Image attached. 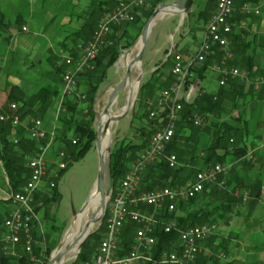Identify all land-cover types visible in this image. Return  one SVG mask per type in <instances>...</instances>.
Instances as JSON below:
<instances>
[{"label":"crops","instance_id":"1","mask_svg":"<svg viewBox=\"0 0 264 264\" xmlns=\"http://www.w3.org/2000/svg\"><path fill=\"white\" fill-rule=\"evenodd\" d=\"M126 1L132 3L135 0ZM235 1V21L239 23L246 19L247 24L245 28L236 30L235 34L239 38L233 39L232 50L235 51L234 60H237L238 67L240 66L239 68L245 71L247 76L231 79L224 91L228 92V95L223 99L224 113L219 120L229 122L238 129L236 137L233 138L235 141H231L230 154L226 163L223 164L227 168L226 187L208 188L188 208V212L204 209L212 213L211 217L217 223V232L211 240L203 243L199 253L204 257L216 256L215 261L210 264H264V0L258 2V6L253 5L258 10L260 9L259 14L253 13L249 19L248 15L239 8L240 0ZM251 1L257 2V0ZM155 2L156 0H146L144 7L135 8L134 11L138 18L136 23L114 25L110 40L104 49L116 46L118 50H121L128 43L131 44V48L134 44L132 43L133 36H139V32L143 31V25L148 19L147 14ZM116 6L117 0H0V116L10 114L12 104L20 107L24 103L26 107L22 113H18L21 117V124L13 130V140L18 139V129L24 130L26 132L24 134L29 138L27 133L31 123L35 120H41L49 133L56 134V139L49 144L47 152L51 174L36 193L34 202L38 212V221L33 227L34 240L36 239L34 245L37 249L41 247L37 240L44 238L46 225L55 222L58 213L56 203L54 201L46 203L45 197H50L53 193L50 189V184L53 182H56L55 189L59 193V180L63 177L60 178V174L63 172L57 178L53 177V172L58 170L56 168L59 160L58 154L65 152L68 155L66 144L69 138L67 140L62 138L63 129L60 118L68 114L69 101L74 104L79 103L80 110L92 104L97 118L98 108L103 98L102 92L107 87L105 86L107 76L115 67L119 69L122 66V62L119 63L122 56L120 55L118 61L109 69L106 68L110 56H106L97 69L80 75L77 90L73 96L65 98L61 114L59 110L64 73L58 74L57 69L64 71L66 58L80 55V46L92 39L101 20L107 13L113 12ZM202 12L198 7L197 22L201 26L204 25V32L197 38L191 35L190 27L181 38L183 17L173 16L178 17L181 27H177L176 33H169L170 43L161 51H156L154 48L150 56L143 59L151 73L150 79L156 82L158 88L161 86L167 88L170 82L172 83L169 68L172 62L169 58L171 53L179 52L185 57H193L199 52L206 25L216 13V8L213 9L212 16L207 23H204L205 19L200 17ZM24 28L27 30L24 31ZM176 34H178V42ZM220 55L221 53L216 50L214 55L208 59L205 68L200 71L203 87L213 95L219 94L223 89L219 85L220 79L209 73L208 68L213 63L220 62ZM233 61H230L229 65ZM48 86L60 87V93L51 101L42 102L38 99V94ZM159 94L152 100L153 103L158 99ZM9 98L15 99L13 103ZM88 98H92L93 103L87 102ZM178 128L181 132L187 131L188 136L186 137L189 138L187 139L189 144L195 145L189 137L187 124L179 123ZM186 137H181V142L185 143ZM200 137L201 143L196 149L198 151L190 147L180 161L181 186L207 167L205 163L207 148L212 138L210 134L204 133ZM47 144L48 140L43 142L44 146ZM36 146L38 151L39 144L36 143ZM193 152H198L197 156L194 157ZM29 156H25L27 163ZM142 185H144L143 182ZM145 189L142 186L143 192ZM12 193L9 179L1 163L0 242L4 255L14 259L26 253L20 245H12L4 239L9 232L4 222L16 208V205L11 202ZM178 213L181 216L186 214L180 209ZM55 237H57L56 234L53 235L54 240ZM240 247L246 251L253 249L254 254L249 256L246 254L243 260L240 258ZM222 255L224 258L221 257ZM36 259L37 257L32 258L34 264H36ZM14 264H18V261L14 260Z\"/></svg>","mask_w":264,"mask_h":264},{"label":"built area","instance_id":"2","mask_svg":"<svg viewBox=\"0 0 264 264\" xmlns=\"http://www.w3.org/2000/svg\"><path fill=\"white\" fill-rule=\"evenodd\" d=\"M144 5L145 0H135L132 3L117 0L115 10L104 16L92 39L80 46V55L66 58L59 113L63 111L65 98L75 94L79 76L96 69V61L108 44L112 27L134 23L135 8ZM242 12L251 15L252 7L245 4ZM254 12L259 14L258 10ZM235 13V0H218L216 13L207 25L203 43L197 55L193 57H185L178 53L174 55L173 81L170 87L162 91L155 100L154 111L150 114L151 120L156 121L159 126L153 133L149 146L140 153L138 160L130 167L128 176L121 183L120 189L114 192L105 222V232L97 253L91 260L84 261L82 264H198L201 247L205 241L215 235L217 225L215 223L204 224L179 230V223L173 215L180 203H186L202 196L208 188H225L226 166L221 164L210 166L198 172L183 186L152 188V190L140 193L141 176L148 172V167L164 157L168 147L173 144L177 136L178 124L183 121L184 109L208 93L202 85L199 74L216 50L221 53V60L213 63L208 68V72L220 79V87H226L229 79L247 76V74H241L238 68H232L229 65V62L234 60L232 50L234 34L236 30L246 26L243 22L235 21ZM18 110L19 106L12 104L11 113L1 115L0 121H9L14 128H17L21 124ZM214 120H216L214 114L198 112H193L189 117V122L197 128L210 125ZM27 134L30 140L39 144V148L27 159V166L30 170L28 182L19 192L11 194V202L16 205V208L5 221L4 226L9 231L5 237L6 241L12 245H18L24 238L25 251L32 254L35 241L33 227L38 221V212L34 206L35 196L44 180L51 174L47 152L49 144L55 141L56 134L49 133L41 120L33 121ZM46 140L48 144L44 146L43 142ZM77 141L74 140L73 144L76 145ZM14 143L18 145L19 140L15 139ZM58 159V170L53 172L55 178L58 177L59 172L67 170L70 158L65 152H60ZM166 160L170 168L180 167V160L176 154L166 156ZM55 188L56 184L51 183L50 189ZM164 218H167L166 222H161ZM128 223L135 226V244L129 255L121 256L120 239ZM161 224L166 234L173 231L179 232V239L171 252H165L160 255L159 259H155L154 251L158 245L156 232ZM221 257L224 258L223 255Z\"/></svg>","mask_w":264,"mask_h":264},{"label":"trees","instance_id":"3","mask_svg":"<svg viewBox=\"0 0 264 264\" xmlns=\"http://www.w3.org/2000/svg\"><path fill=\"white\" fill-rule=\"evenodd\" d=\"M161 0H156V2L153 5V8L148 12L147 17L150 18V16L153 14L154 10L158 5L161 4ZM243 1V0H242ZM240 2L241 5L243 2ZM240 8V7H239ZM209 14L208 12L203 11L201 13L200 17H203L205 20L208 18ZM138 21V18L136 17V20L134 23ZM133 23V24H134ZM238 35H234V40L238 39ZM131 44L128 43L125 48H130ZM235 52V51H234ZM106 56H110V61L107 64V68L109 69L114 66V64L118 61L120 57L119 50L116 48V46L108 47L106 49H103L100 56L98 57L96 61V69L99 65H101V61L103 62V58ZM237 60L233 61V65H238ZM105 69V71H106ZM62 71V69H61ZM59 69H57V73H64V71L61 72ZM105 72L103 73V76L105 77ZM201 77V72H200ZM145 87V86H144ZM169 87V86H167ZM227 87V86H226ZM222 91L219 94H209L207 93L203 97L199 98L193 105L187 106L183 111V121L180 122V124L186 123L187 128L189 129V137H191L192 141L195 142V145L189 144L188 140V133L187 131L181 132V129L177 128V136L173 142L172 145H170L165 153V156L160 158L156 164L153 166L148 167V172L145 174L144 180H143V188H146L148 190H152V188H156L157 186L160 188L163 187H179L182 185L180 173L182 171L181 168L172 169L169 167V164L166 160V156H170L171 154H176L181 161L183 157H185L187 153V149L192 147L195 151H198V146L201 143V137L202 133L204 134H210L211 135V143L208 145L207 148V158L205 160V163L207 167L218 165V164H225L227 161V157L230 154V145L231 141L234 137H236L238 129H236L231 123L229 122H221L219 119L222 118V115L224 113L223 108V99L227 97L228 92L225 91V87H222ZM60 93V87L55 86H48L43 88L39 94L38 99H40L42 102L45 101H51L54 97H56ZM10 102L13 103L15 99L9 98ZM145 100L144 93H141L140 96V104L142 101ZM87 102L93 103L92 98H88L86 100ZM144 105H140L137 111L134 112L133 120L131 122V128L134 130L139 131L141 134L140 136L145 137L144 143L140 146L137 144H126L123 146L119 145L112 151L111 158H110V173L112 175V178L114 182H118L119 185L121 184L122 180L126 177L129 168L131 164L138 159L140 156V153L149 145V141L151 136L149 132V128L147 127L146 122V116L142 112V108ZM26 107L24 103L20 105L19 113L23 112V109ZM87 111V113H84ZM193 112H198L200 114H214L216 116V120L210 125L207 126L204 129H199L197 127H194L192 123L189 122V117L192 115ZM96 121V114L91 106L80 110L79 103L74 104L71 101H69L68 104V114L64 117L62 116L60 118V123L62 125V138L64 140H67L69 138V141L66 144V149L68 150V155L70 157V160L77 162L81 159H83L93 148L96 139H97V132L94 129V124ZM155 122V121H154ZM157 123V122H155ZM13 126L11 123L8 122H1L0 121V164H3V169L9 179V184L11 187V191L13 192H19L21 188L28 182L29 176H30V170L27 166V161L25 159L26 155H34L35 152H37L36 143L32 140H30L24 133H26L24 130L18 129L17 131V137L19 139V144L15 145L14 140L12 139L13 135ZM72 135L70 136V134ZM183 133V134H181ZM187 133V134H186ZM186 137V142H181V137ZM78 140L77 144L74 145L73 141ZM139 152V154H138ZM23 153V154H22ZM194 157L197 156L198 152H193ZM22 154V156H20ZM136 158V159H135ZM135 159V160H133ZM71 165V164H70ZM130 165V166H129ZM67 171V170H66ZM64 171L60 174V178L64 176L66 173ZM122 178V180H121ZM192 179V178H191ZM116 184V183H115ZM207 191V190H206ZM205 191V192H206ZM204 192V193H205ZM60 195L57 191V189H53V193L49 197H45L46 203H52L53 201H59ZM198 198L192 199L186 203H180L178 205V209L183 210L186 212L184 216H180L178 218L179 228L180 230H185L187 228L193 227V226H200L204 224H212L216 223L214 219H212V213L206 212L204 209H201L196 212H188V208L191 207V205L197 201ZM178 209L176 213L173 215L175 216L178 212ZM168 216V215H167ZM171 217V216H168ZM167 218H164L161 220V222H166ZM134 224L128 223L122 232V236L120 239V245H121V256H127L132 252L133 246L135 244V228ZM158 230L156 232V237L158 239V245L155 247L154 251V258L159 259L160 255H162L165 252H171L174 249V245L177 243L179 239V233L177 231H173L170 234H166L164 232L163 225H159L157 227ZM105 227L103 226V229L100 230V232H105ZM7 236V235H6ZM5 236V237H6ZM4 237V239H5ZM21 247L24 248L25 255H22L20 258H12L7 257L2 252V244L0 242V264H14V260L18 261V264H34L32 261V256L38 257L37 254H39L38 250L35 248V245H33V252L32 254H29L25 251V241L24 238L22 239L21 243L18 244ZM208 247H210L208 245ZM212 249V247H211ZM51 250L49 249L48 253ZM92 255H88L87 253V245L85 249L82 251L79 260L82 262H87L92 259ZM216 256L211 255L210 257H204L203 254L198 255V264H210V262L215 261Z\"/></svg>","mask_w":264,"mask_h":264},{"label":"rangeland","instance_id":"4","mask_svg":"<svg viewBox=\"0 0 264 264\" xmlns=\"http://www.w3.org/2000/svg\"><path fill=\"white\" fill-rule=\"evenodd\" d=\"M175 1H177V0H161L160 1L161 5L156 7V9L159 8L160 6L164 5V4H170V3H173ZM241 1L242 0H240V2ZM260 1L261 0H257V2L254 3L251 0H243L242 5L239 2H238V4L240 6V10L244 7L245 4H249L252 7L251 15H253V13L255 14L254 11L258 10L253 5L258 6L259 4H257V3ZM145 2H146V0H145ZM217 4H218V0H195L189 14L186 16L173 15V14L160 15L157 18V21H156L155 25L153 26L152 31L150 33L148 50L146 52V56L144 57V59L148 58L150 56L151 51L154 48L156 51L157 50H160V51L163 50L165 48V46H167L170 43L169 33L175 32L177 30V27H179V28L181 27L180 21L178 20V17H173V16L183 17L182 28H181L182 29L181 30V32H182L181 38H183L184 34L186 33V31H188L189 27L191 29V35L194 38H197L200 34H202V32H204V27H203L204 25L201 26V24L199 22H197V8L199 7V8H201L202 11L206 10V12H208L209 17L206 18V20L204 22V23H207V21L212 16L213 9L214 8L217 9ZM204 5H205V8H204ZM144 6H142V7H144ZM235 6H236V3H235ZM202 8H204V10ZM259 10H258V12H259ZM261 11H262V9H261ZM136 16H137V13H136ZM251 17L252 16L248 15V19ZM148 19L146 20L145 24L143 25V28L145 27ZM211 19L209 20V22L211 21ZM245 20H242L241 22L247 24V22ZM208 23H207V25H208ZM125 24H127V23H125ZM143 28H142V30H143ZM143 31L139 32V36L138 35L133 36V39H132L133 41L132 40L131 41L134 44L132 45V47L130 49L125 50V48L124 49L121 48V50H119V53L122 57L124 55H126L128 52L132 51L133 48L137 46L136 44L142 42V32ZM112 32H113V30H112ZM112 32H111V34H112ZM111 34L108 37V42L110 40ZM177 35L178 34H176V41L178 42L179 39H178ZM135 39H136V41L134 42ZM165 51H167V50H165ZM176 53L177 52H173L169 55V58L172 60V62H170V65L168 63L169 68H170V78L172 81H173L172 70L174 67V62H173L174 58L173 57H174V55H176ZM165 54H166V52H165ZM178 54H181V53L178 52ZM181 55H183V54H181ZM233 55L235 58L234 51H233ZM230 65H232V63ZM231 67L232 68H238L240 70L241 74H245V75L247 74L245 71H242L239 68L240 66L238 67V65L234 66V67L231 66ZM126 72H127V68L124 66H120L119 69H117L115 67L107 76V81L105 84V86H107V87H106V90H104V92H102L103 94L101 93L103 95L102 96L103 98L101 101V105L98 108L97 118H96V122L94 124V129L96 130V132L98 130V119H99L98 117L101 116V114H103V112L107 108L109 98H110L111 93H112V89L116 88L123 81V79L126 76ZM132 74H133V83L138 80V78L141 76V74H144V75L142 77V80L140 82V85L138 86L137 92H136L135 97H134L135 102H134L133 109L127 114V116H125L123 118L121 117V119L117 123H115L113 125V128H112L111 144H110V148L108 149V152H107V174H106L105 194L101 200L100 212L96 217H94V219H92L90 222H87L85 224L86 226H85V229L83 230L84 232L86 231V228L88 227V225H90V228L86 231L85 235L83 234L84 236L82 237V239H80L78 241V243L75 246L76 248L74 247L76 249L75 254L73 256L69 257L67 259V261H65V262L62 259L66 258L68 255H66L64 258H62L61 259L62 264H82V263H84L81 260H79V257L81 255L82 251L85 249L86 245H87L88 255L94 256L97 253L99 243L101 242L102 236L104 234L103 231L100 232V230L103 229V226L105 227L107 214H108L109 209H110V205H111V201H112V197L114 195V192L117 191L118 189H120V186H121V184L119 185L118 182H114L112 175L110 173L111 172L110 171L111 153L119 145L123 144V146H124L128 143L129 144L131 143V144H137L138 146H140L144 143V140L146 139L145 137L140 136L141 134L139 133V131L131 128V122L133 120L134 112L138 110L140 105L141 106L144 105L142 108V112H144L145 114L147 113V115H149V116H146V122L148 123L147 127L149 128V132H150V135H148V137L149 136L152 137L153 133L157 130V127L159 126L158 123H155L156 121L154 122L150 118L151 112L154 111L152 100L157 96L158 93H161L162 91L168 89L171 85V82H170L169 87H167V88L163 87V86L158 88V86H156L157 84H155L156 82L153 79H150L151 73H149V68L144 63V61L142 62L141 69L140 70L134 69ZM235 79H237V78H235ZM232 80H234V79H232ZM230 81H231V79H229L228 83ZM228 83H227V85H228ZM142 92L145 95L147 94V96H145V100L142 101L140 104L139 101H140V96H141ZM127 93L128 92H125V91L120 93V96L118 97L117 102L113 106V109H112L113 114L120 113L121 110H123L127 106V101H128L127 100ZM14 129H16V128H14ZM150 141H151V138H150ZM150 141H149V143H150ZM138 154H139V152H138ZM135 159H133V160H135ZM137 160L138 159H136L131 164V166ZM68 163H69V165H68L67 171L65 170L66 173L59 180L60 181V183H59L60 199H59V201H55L56 209L58 207V209H57L58 213H57L56 221L55 222L51 221L52 222L51 224H47L46 228L44 227L45 228L44 229L45 230L44 238L37 240L41 244V247L39 249L36 248L39 251V254H37L38 257L35 260L36 264H49V262L53 259V256L55 255L54 253L60 247H62V249L65 247L63 250H65L68 247L65 245L64 240L69 235V232H70V234L72 233V230L75 227L74 226L75 220L77 219L76 215L82 210L83 206L87 203V201L89 200V198H90V196L94 190V187L96 185V180H97L98 173H99V154H98L96 142H95L93 148L90 150V152L83 159H81L77 162H75V160L71 161L69 159ZM206 168H208V167H206ZM129 170H130V168H129ZM62 172H64V171H62ZM60 173L61 172L58 173V176ZM128 173H129V171H128ZM128 173L123 180L121 178L122 182L127 178ZM145 174L146 173H144L141 176V178H142L141 182H143ZM193 177H192V179H193ZM156 188H160V187L157 186ZM156 188H154V189H156ZM146 191H148V189H145V192ZM141 192H143L142 187H141L140 193ZM93 214H94V211L91 212V216ZM180 216L181 215H179V213L177 212V214L175 216H173V218H175L178 222V218ZM215 224L217 225V223H215ZM179 230H180V228H179ZM54 234L57 235V237H55V240L53 239ZM85 238H86V240H84ZM208 240H211V239H208ZM35 241H36V239H35ZM81 243H82V246H81ZM70 246H71V244H70ZM49 249L52 251V252L50 251L51 253H48ZM239 253H240V258L245 260V255L247 254L249 256L252 253L254 254V250L252 249V250L246 251V250H242L240 247ZM33 257H34V255L32 256V258Z\"/></svg>","mask_w":264,"mask_h":264},{"label":"water","instance_id":"5","mask_svg":"<svg viewBox=\"0 0 264 264\" xmlns=\"http://www.w3.org/2000/svg\"><path fill=\"white\" fill-rule=\"evenodd\" d=\"M194 1L195 0H177V1L170 3V4H164V5L160 6L159 8H157L153 12V14L150 16L148 22L146 23L145 27L143 28L144 31L142 32L141 49H140L139 53L137 54V57L134 58L135 59L134 63H139L140 66H142V62H143V59H144V56L146 54L148 44H149L150 33L152 31L153 26L155 25V23L157 21V18L160 15H165V14L186 16L189 14ZM168 9L171 12H169V11L167 12ZM121 61H122V57H120V59H119L120 64H121ZM134 63L132 66H129L127 68L126 76L123 79V81L116 88L112 89V93H111V96L109 98L107 108L105 109L103 114H105V115L109 114L110 115V111H112L113 106L115 105V101L120 96V93L124 92L126 87L129 84L133 83L132 72L134 70L133 69ZM143 75L144 74H141V76L135 82L138 84V86L140 85V82L142 80ZM134 102L135 101L132 99L128 100L127 106L120 113L110 115L105 126L103 128H100V126H99V128L97 130L96 146H97L98 154H99V173H98V177L96 180V185L94 187V190H93L89 200L87 201V203L83 206L82 210L76 215L77 218L80 217V215H83V213L86 211L88 206L91 204V200H92V198H94V195H99V196H101V198L104 197L105 184H106V174H107V158L105 155L102 154V141L104 139H106L107 136H109L110 141H109L108 146H107V152H108V149L110 148V144H111L113 125L115 123H117L121 119V117L123 118V117L127 116V114L133 109ZM100 118H101V116L99 117V120H100ZM89 228H90V225H88V227L86 228V231ZM86 231L85 232L83 231V233L81 235H79L74 240L73 244H71V246L67 247L65 250H63L62 247H60L54 253L55 255L53 256V259L49 262V264H62L61 259L64 258L72 250L73 247L76 246L78 241L80 239H82V237L85 235ZM86 238L84 240H86ZM64 241H66V238ZM82 243H81V246H82Z\"/></svg>","mask_w":264,"mask_h":264},{"label":"bare ground","instance_id":"6","mask_svg":"<svg viewBox=\"0 0 264 264\" xmlns=\"http://www.w3.org/2000/svg\"><path fill=\"white\" fill-rule=\"evenodd\" d=\"M171 12L169 9L167 10V12ZM137 46L133 48L132 51L128 52L126 55H124L122 57V66L128 68L129 66H132L135 59L137 57V54L139 53L140 49H141V43L136 44ZM133 69H141V66L139 63H134V67ZM138 89V84L137 83H132L129 84L126 89L125 92L127 93V100H134L135 94L137 92ZM117 102V100L115 101V103ZM122 111V110H121ZM110 115H113L112 111H110ZM110 115H105L102 114L101 118L99 120V126L100 128H103L105 126V124L107 123V120L109 119ZM110 141L109 136L106 137V139H104L102 141V154L106 156L107 158V146L108 143ZM101 196L99 195H94V198H92L91 200V204L88 206V208L86 209V211L83 213V215H80V217H78L75 220V227L72 230V233L67 236L66 241H65V245L66 246H70V244H73L74 240L82 234L83 230L85 229V224L87 222H90L92 219H94V217H96L99 212H100V204H101ZM94 211V214L91 216V212ZM65 248V247H64ZM63 248V249H64ZM76 248V247H75ZM74 247L72 248V250L67 254L68 256L62 260L67 261V259L71 256H73L76 252V249Z\"/></svg>","mask_w":264,"mask_h":264}]
</instances>
